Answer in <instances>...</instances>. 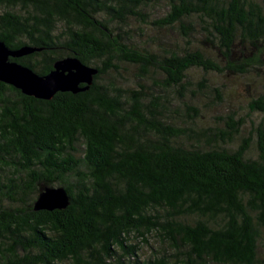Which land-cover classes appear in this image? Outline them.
Here are the masks:
<instances>
[{"label":"trees","instance_id":"obj_1","mask_svg":"<svg viewBox=\"0 0 264 264\" xmlns=\"http://www.w3.org/2000/svg\"><path fill=\"white\" fill-rule=\"evenodd\" d=\"M155 1L167 12L152 18ZM150 26L181 44H139ZM0 40L40 48L11 59L41 75L66 56L99 69L50 100L0 81V264H264V121L247 135L234 115L178 123L162 93L198 115L186 91H225L205 75L195 85L194 69L263 83L264 0H0ZM121 63L159 71L158 93L105 77ZM249 112L264 114V91ZM46 186L71 204L36 211Z\"/></svg>","mask_w":264,"mask_h":264},{"label":"rangeland","instance_id":"obj_2","mask_svg":"<svg viewBox=\"0 0 264 264\" xmlns=\"http://www.w3.org/2000/svg\"><path fill=\"white\" fill-rule=\"evenodd\" d=\"M152 18L164 15L167 12V8L161 2H151L149 6ZM134 24H138L134 22ZM151 37L159 38L163 40L166 48H174L175 42L181 44V37L175 33L171 28L156 29V27H148L146 35L135 36L136 41L145 45L150 44L154 48V44L150 41ZM155 49V48H154ZM139 68L130 63H121L119 74L113 73V78L105 76L108 79H114L116 84L125 89H138L140 85L146 84L149 91L158 93L160 88H157L153 81L160 80L161 73L155 71L151 73L146 79L139 77ZM205 75L210 83L214 86H222L225 91V99L221 102L219 99H214L212 96L208 97L202 93H198L196 96L191 91H186V101L194 103L199 107V114L196 115L194 110L188 109L183 101V97L177 95L173 90H167L164 96L169 99V110L167 113L173 116V119L180 123L182 120H192L191 117L195 116L197 124L199 126L208 125H223L224 118L227 115H234L236 119L244 118L245 124L243 126L242 134L247 135L253 130L255 125H258L261 121H264V114L259 112H249V101L256 97L258 94L264 91V82H251L246 77H238L236 75H224L220 76L214 73L203 74L201 70L194 69L190 73V78L195 83ZM193 85V88L196 86ZM137 241V240H136ZM150 243L140 242V251L143 257H147L152 252V246H158L157 240L154 236L149 241Z\"/></svg>","mask_w":264,"mask_h":264},{"label":"water","instance_id":"obj_3","mask_svg":"<svg viewBox=\"0 0 264 264\" xmlns=\"http://www.w3.org/2000/svg\"><path fill=\"white\" fill-rule=\"evenodd\" d=\"M39 49L30 45L11 48L0 40V81L21 89L26 95L44 100L52 99L57 92L85 91L93 84L99 69L86 64L77 56L57 59L53 69L42 75L11 59L29 55ZM70 204L71 198L65 187L46 186L39 193L34 209L52 211L65 209Z\"/></svg>","mask_w":264,"mask_h":264}]
</instances>
